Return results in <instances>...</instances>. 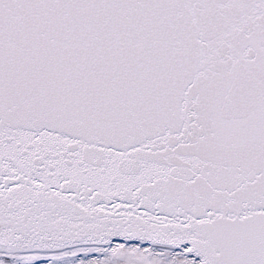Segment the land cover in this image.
Here are the masks:
<instances>
[{
    "label": "snow or ice",
    "instance_id": "obj_1",
    "mask_svg": "<svg viewBox=\"0 0 264 264\" xmlns=\"http://www.w3.org/2000/svg\"><path fill=\"white\" fill-rule=\"evenodd\" d=\"M0 264H264V0H0Z\"/></svg>",
    "mask_w": 264,
    "mask_h": 264
}]
</instances>
